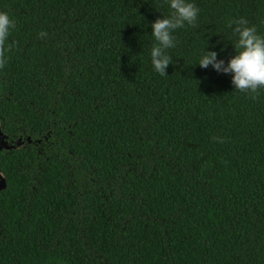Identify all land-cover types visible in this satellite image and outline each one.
<instances>
[{"label": "trees", "instance_id": "1", "mask_svg": "<svg viewBox=\"0 0 264 264\" xmlns=\"http://www.w3.org/2000/svg\"><path fill=\"white\" fill-rule=\"evenodd\" d=\"M193 3L160 76L166 0H0V264H264V88L196 64L264 0Z\"/></svg>", "mask_w": 264, "mask_h": 264}, {"label": "clouds", "instance_id": "2", "mask_svg": "<svg viewBox=\"0 0 264 264\" xmlns=\"http://www.w3.org/2000/svg\"><path fill=\"white\" fill-rule=\"evenodd\" d=\"M171 9L168 16L155 19L151 27V35L155 41L150 49V62L154 72L166 75V69L173 63L167 49L175 47L173 33L185 25H195L199 9L193 0H166ZM235 37L231 41L234 54L225 62L217 58L214 50L203 49L198 64L201 68H211L217 73L230 74V82L234 90L255 92L264 88V35L257 32L254 26H247V21L240 18L229 22ZM14 27V21L0 12V45H3ZM6 49L0 48V67L7 62Z\"/></svg>", "mask_w": 264, "mask_h": 264}, {"label": "water", "instance_id": "3", "mask_svg": "<svg viewBox=\"0 0 264 264\" xmlns=\"http://www.w3.org/2000/svg\"><path fill=\"white\" fill-rule=\"evenodd\" d=\"M7 136L2 131V126L0 122V152L4 150L7 147ZM30 142V141H29ZM23 139L20 138L18 141H16L17 145H23ZM7 188V182L3 174H0V193L1 191L5 190Z\"/></svg>", "mask_w": 264, "mask_h": 264}, {"label": "flooded vegetation", "instance_id": "4", "mask_svg": "<svg viewBox=\"0 0 264 264\" xmlns=\"http://www.w3.org/2000/svg\"><path fill=\"white\" fill-rule=\"evenodd\" d=\"M6 142H7V147H12L16 143L14 140L8 139V138H7Z\"/></svg>", "mask_w": 264, "mask_h": 264}]
</instances>
